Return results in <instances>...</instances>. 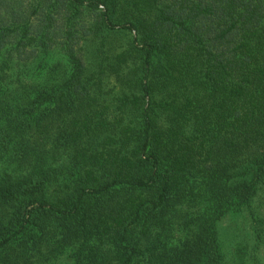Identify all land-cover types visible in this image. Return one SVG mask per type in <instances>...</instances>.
Instances as JSON below:
<instances>
[{"label": "trees", "instance_id": "trees-1", "mask_svg": "<svg viewBox=\"0 0 264 264\" xmlns=\"http://www.w3.org/2000/svg\"><path fill=\"white\" fill-rule=\"evenodd\" d=\"M261 190L264 0H0V264H224Z\"/></svg>", "mask_w": 264, "mask_h": 264}, {"label": "rangeland", "instance_id": "rangeland-1", "mask_svg": "<svg viewBox=\"0 0 264 264\" xmlns=\"http://www.w3.org/2000/svg\"><path fill=\"white\" fill-rule=\"evenodd\" d=\"M260 195L249 207L232 208L218 223L224 264H264V190ZM186 207L182 205L178 219L204 211L198 205Z\"/></svg>", "mask_w": 264, "mask_h": 264}]
</instances>
